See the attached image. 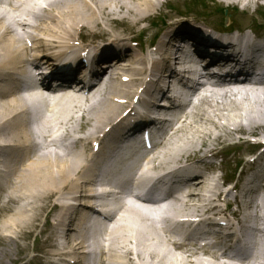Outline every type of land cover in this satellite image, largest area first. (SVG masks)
<instances>
[{
	"label": "bare ground",
	"instance_id": "6f19581e",
	"mask_svg": "<svg viewBox=\"0 0 264 264\" xmlns=\"http://www.w3.org/2000/svg\"><path fill=\"white\" fill-rule=\"evenodd\" d=\"M29 1L25 0L23 4ZM182 1L184 0H46L47 7L38 10L35 25L32 26L35 35H28L26 32L19 34L16 31V28L21 29V26L24 30L27 21H14L13 27H10L2 20V17L0 18V74L18 72L26 79L30 60L38 66L54 69L55 62L64 59L67 62L66 65H71L64 68L66 72L64 77L72 76V79H66L69 82L83 85V81L80 80L81 75L85 68L88 70L86 78L92 86L89 87L86 101L89 99L94 101L87 104L84 100L83 106L79 105L76 102L77 99L73 97L70 110L62 105L60 113L65 117L61 115L57 117L65 120L64 123L59 122L63 130V139L68 140L72 137V133L78 132L75 125L70 126V122L75 121L71 112L74 105L84 108L81 117L87 126L82 131L84 135L74 138L68 144H59L55 140L46 146L42 142V147H56L63 153L58 152L54 156L51 153L40 154L41 146L35 144L31 138L28 121L23 117L24 111L22 110L23 114H21L15 109L22 104L17 98L16 89L24 80L0 79V89H3L5 93H11L10 96L13 98L11 103L0 106V161L9 159L13 148H22L18 156L19 161L21 158V166L14 173L15 176L13 175V179H16L19 184L12 187L19 195L16 197L11 195V200L16 202L29 199L11 217L0 221V237L8 240V243L0 249V255H5L11 250L10 242L18 244L22 238L21 234L35 228L43 212L51 211V207L55 206L54 200L51 202L52 196L62 197L68 189V195L71 196L66 204H62L58 209L55 223L57 243L48 244L54 249L50 250L47 256L59 258L62 261L73 255L83 254L81 251L88 239L87 224L91 211H94L88 206L93 194L88 192L90 188L83 189L88 181L81 176L88 170L89 163L92 161L91 155L85 154V151L93 142L94 144L103 143L108 137L106 144L102 146L103 158L98 161L100 165L107 167L111 162L112 154L131 140V136L128 137L129 134H124L123 130L126 127L130 130L132 124L139 120L145 123L138 112L131 113L133 109L143 107L146 116L150 118L151 112L160 106L158 96L159 98H166L167 94L170 96L169 80L175 74H179L176 72L178 68L174 67V63L179 61L175 51L185 46L181 44L182 41H185L186 47L193 54H196L197 48H200L201 55L210 59L223 58L228 62L234 59L242 63L245 68H239V64L234 60L231 61L230 67L222 59L219 60L223 64L222 68L230 70L233 75L250 78L264 77V29L258 24L238 22V25H235L233 21L229 25L222 24L219 27L185 18L182 21H172L167 24L169 29L161 38L159 24L166 20L163 17L156 18L154 14L165 5L174 10ZM220 1L227 4H241L247 9L253 8L254 12L264 11V0ZM15 13L16 11L13 12L12 17ZM26 15L34 16V12L28 9ZM171 15L172 13H169L167 18L169 19ZM116 20L135 27H139L145 21L149 22L148 28L144 27L142 31L154 30L151 33L154 42L148 49L158 50L160 58L153 60L151 65L148 64L145 54H135L132 45L124 38L98 42L95 45L78 44L73 38H80V33L87 31L96 34L95 31L99 27L109 25ZM66 36L71 37L66 38ZM159 37L160 42L157 47H154ZM30 42L33 46L28 47ZM141 46L140 43V48ZM31 50L36 53L29 55ZM100 58L101 61L98 60ZM113 65H118L119 71L115 72V69L110 76H107L106 68H111ZM119 72H126L121 76L120 82L108 81L109 78H116ZM218 72L224 76L223 71ZM255 84V86H249L246 82H237L220 88L201 85L197 90L198 103L178 119L179 127L165 145H160L161 149L153 161L154 164L191 161L192 169L185 170L186 173L179 174L177 179H185L192 171L197 173L191 176L202 179L205 177V175L202 177L204 161L222 154L227 148L239 149L243 146L237 153V161L242 165L243 170H251V177L242 188L241 195L233 198L239 203V197L242 199L249 191L258 188L262 183L261 178L264 172V150L263 152L258 150L264 146V137L258 135V133L264 134V111L257 109L258 115L254 105L250 104L251 108L245 107L246 101L251 102L254 99L251 89L255 90L257 96L262 95L264 99V82ZM135 97L136 105L127 113L126 109H123L124 104ZM13 109L15 111H12ZM164 111L169 110L165 108ZM244 115L248 117V119L245 118V122ZM42 118L40 117L39 120ZM78 126L81 130L85 127L83 123ZM230 126L233 127L230 128ZM219 127L223 131H212V129L218 130ZM47 128L43 127L40 132L44 133ZM238 133L242 134L238 141L228 142L226 148L218 147V143L231 139ZM251 134H255L253 141L248 137ZM44 137L47 138V135ZM9 147L12 149L9 150ZM248 149H252L250 152L253 150L255 152L252 154ZM215 166L214 162H209L206 167L213 169ZM99 167L101 169V166ZM201 179L191 187L194 191L192 200L203 199L204 191H211V188L215 195L212 202L226 199L224 196H228L227 190H219L218 185L208 188L209 181ZM238 189L237 192H239ZM190 205V203L187 204V206ZM8 207L12 208L10 204ZM119 207L107 219L105 226L106 230L110 226L113 228L108 245L113 252L110 255L111 264H119L118 260L121 258L125 259V264H212L198 255L192 258L184 250H182L184 254H180L182 256L171 254L168 249V243L171 240L164 239L152 221L147 224L143 214L146 212L142 211L140 205L126 206L122 203ZM222 219L226 222L229 220L228 217H222ZM256 220L258 224H264V218L256 217ZM72 223L75 224L74 228L70 227ZM209 225L217 224L213 225L210 222ZM18 247L27 251L24 249V244ZM105 249L106 245L103 247V250ZM76 260L74 264H79L78 258ZM67 263L72 264L68 261ZM0 264H7L5 256L0 257ZM52 264L60 263L54 261ZM214 264L228 263H221L215 257Z\"/></svg>",
	"mask_w": 264,
	"mask_h": 264
},
{
	"label": "rangeland",
	"instance_id": "374dc122",
	"mask_svg": "<svg viewBox=\"0 0 264 264\" xmlns=\"http://www.w3.org/2000/svg\"><path fill=\"white\" fill-rule=\"evenodd\" d=\"M29 6V3H25V8L24 11L20 12L21 14L26 15V9ZM169 13H172L171 17L168 19L167 15ZM156 18H160L163 17L166 21L163 23H160L159 26L161 28L160 31V37L163 38V33L165 31H167L169 28L167 27V24H170L172 21H182L185 18H188L189 20H198V21H203V22H207V23H211L215 26H219L221 27L222 24H225L227 21L229 22V24L231 22L234 21L235 25H238V22H243V23H254V24H258L260 26H262V28L264 29V11H258V12H254L253 8H249L247 9L246 7H244L241 4H227L223 1L220 0H184L181 3H179L175 9L173 10V8H170L169 6H164L163 8L159 9L155 14ZM226 16L229 18H226ZM251 16V17H250ZM26 18H28L30 21H33V17L26 16ZM2 20L7 24L10 25L12 23V18L10 17H3ZM227 20V21H226ZM119 20L114 21L113 23H110L109 25H105V26H101L99 27L95 32H97L96 34H93V32L91 31H87L85 33H80L81 37H73L76 39V43L81 44L80 41H84L87 42V44H91V45H95L98 44V42H108V41H113L116 40L118 38H124L128 40V43L132 45V48L134 49V53H142V54H146L147 52H153L152 53V57H150V59H148L147 61L152 62L153 60H157L160 58V52L157 51H151L149 50V45L153 44V39L151 36V33L154 32V30L152 29V31L149 32V30L147 32L142 31V28L146 27L148 28L149 26V22L145 21L143 23H141L139 25V27H135L132 26L131 24H128L126 22H118ZM126 21V20H125ZM28 29H26L27 31ZM18 32L20 34L24 33L23 30H18ZM28 35H31V33H27ZM67 37H71V36H66ZM160 37L159 40L154 44V47H157L159 42H160ZM79 40V41H78ZM135 40L140 41V43L142 44L141 48L139 46V44H137L136 42H134ZM147 48V49H144ZM153 50V48H150ZM119 70H117L116 72H118ZM126 73V72H119L116 74V78H109L108 81H112V82H120V78L121 76ZM107 81V82H108ZM115 84V83H114ZM106 86V85H105ZM252 94L254 96L253 101L248 102L246 101V106L245 107H249L251 108L252 105H254L255 109H256V113L257 109H261L264 111V99L262 95H256L255 90L251 89ZM250 95V96H251ZM251 96V97H253ZM257 97V99L255 98ZM256 100V101H255ZM5 99H2L0 102V106L1 104H5L6 102ZM252 104V105H250ZM259 115V113H258ZM248 119V117L246 115H244V122L246 121V119ZM85 121V120H84ZM230 128H232V126H230ZM214 132H220L223 131L221 127L218 128V130H213ZM223 134H225V132H223ZM259 136L264 137V134H260L258 133ZM240 137L239 134H234L233 137H231V139H226L224 142H220L218 143V147L219 148H226L228 142L231 141H238L237 139ZM209 144L211 145V141H209ZM90 147V146H89ZM242 147H240L239 149H242ZM232 149V150H229ZM252 149H248V151H250ZM254 151V150H253ZM91 152V148L87 149L85 151V154H89ZM224 155H222L223 159H224V163L222 164V168L220 167L218 172L222 173L223 176L220 179V181H233L231 184L232 185H237L239 188H243L244 187V181L243 179H245V174L247 173V171L249 169H242V165H236L238 163V150H236L234 147H230L225 149L222 152ZM221 156L219 158H217L218 161H220ZM217 173V172H216ZM236 177L234 176L235 174ZM218 174V173H217ZM234 176V177H233ZM233 179V180H232ZM226 181L227 183L225 184V187H227L229 184V182ZM9 182L6 183L5 186L0 188V203H5L9 197H8V188H9ZM19 184L16 182V179L13 181V188L16 187V185ZM219 185H222V183L220 182ZM264 183H261L260 187H263ZM8 186V187H7ZM7 187V191H5L4 189ZM234 191V190H232ZM229 194L230 195V199H233L234 196H236L237 194L235 192H232ZM210 192V191H209ZM250 192H253V190H251ZM249 192V193H250ZM211 193V192H210ZM241 193V192H239ZM247 193V194H249ZM19 193L17 192V190L14 191V196H18ZM206 195H208V193H206ZM55 196V195H54ZM54 196H52L51 198V202L54 198ZM193 198V197H192ZM56 199V198H55ZM29 199H24L22 201H16L13 202L11 199L9 201V204L12 208H9L7 205L6 209H1L0 210V221L4 218H9L11 217L17 210L18 208L24 203H27ZM196 200V199H195ZM195 200H193L195 202ZM200 201V200H199ZM1 205V204H0ZM177 205V204H174ZM264 208V207H263ZM231 210H235V207H231ZM2 211V212H1ZM264 211V210H263ZM264 213V212H263ZM48 212H43L40 215V218L37 222V226L33 229V230H28L27 232L21 234L22 238L19 240V243L17 244L16 242H10L9 243V247H10V251L7 252L5 255H0V257H4L5 256V261L7 264H30L32 259L33 261H37L40 260V254H44V247H42L41 245V239L37 237V235L39 234V232L41 231L42 228L46 229L47 232V224L44 221L46 218V221L48 223V218L47 217ZM52 229V227L50 228ZM49 233V232H47ZM0 249H2L7 243L8 240H6L3 237H0ZM21 244L25 245L24 249H27V252L21 250L18 246H21ZM36 250V256L33 258V251ZM14 257H19V261H16V259H14ZM204 258H206L207 260H209V258L207 256H204ZM212 262V264H214V260L212 258H210V260ZM47 262H44L43 264H46ZM63 263V262H62Z\"/></svg>",
	"mask_w": 264,
	"mask_h": 264
}]
</instances>
